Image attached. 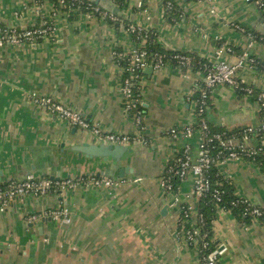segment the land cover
I'll list each match as a JSON object with an SVG mask.
<instances>
[{
    "label": "crops",
    "instance_id": "crops-1",
    "mask_svg": "<svg viewBox=\"0 0 264 264\" xmlns=\"http://www.w3.org/2000/svg\"><path fill=\"white\" fill-rule=\"evenodd\" d=\"M94 1L117 19L154 31L164 49L208 61L227 44L235 53L222 56L232 62L246 50L264 60V18L253 1L172 0L181 11L177 19L169 18L164 0ZM54 10L50 0H0V23L30 27L51 19ZM54 21L57 33L47 40L0 46V183L30 173L55 178L96 174L118 182L99 190L25 197L0 207V264H200L197 246L183 238L190 225L179 221L181 205L190 206L193 215L199 210V199L191 195L193 177L173 188L180 206L173 205L174 197L161 182L185 150L198 159L200 134L188 136L185 129L197 125L196 86L202 73L170 62L157 70L149 65L142 73L139 113L126 112L123 70L113 51L131 53L145 42L137 43L119 26L122 22L84 11L59 12ZM239 75L264 91V71L247 67ZM45 95L79 111L93 126L141 134L143 141L130 145L132 152L118 164L88 157L79 151L83 144L102 141L33 100ZM207 110L213 131L254 126L262 117L254 96L227 85L216 87ZM217 168L235 195L264 207L259 164L229 159ZM56 207L67 212L61 221L28 219ZM213 238L222 251L218 264H264V222L244 225L230 211L219 210Z\"/></svg>",
    "mask_w": 264,
    "mask_h": 264
},
{
    "label": "built area",
    "instance_id": "built-area-1",
    "mask_svg": "<svg viewBox=\"0 0 264 264\" xmlns=\"http://www.w3.org/2000/svg\"><path fill=\"white\" fill-rule=\"evenodd\" d=\"M256 3L264 18V0H250ZM166 8L173 6L172 0H164ZM60 6L70 11L74 5H84L92 15L104 19L118 20L113 14L103 10L98 4L91 0H59ZM54 5V4H53ZM59 15L54 10L51 19H45L39 24L30 27H17L9 24L0 23V46L4 45H24L37 44L43 40H47L57 33V26L54 17ZM168 15V13H167ZM130 34L140 33L143 30L137 25H131L124 28L123 24L119 25ZM139 36L134 39L137 43H144ZM223 53L234 54L235 50L231 45H224L217 52L216 58L202 62L199 57L194 54L180 52L174 54L171 58L176 61L180 67H186V70L192 71L193 67L199 65L197 71L202 73V80L197 84L196 90L199 93L196 126H190L185 129L189 136L193 132L200 134V152L198 159L192 160L188 149L180 154L167 167L162 176V187L166 193H170L174 197L173 205H179V199L174 192L173 178L178 176L181 181L188 176L193 177V186L191 195L198 199L209 190L210 182L206 172L212 165L224 163L229 159H252L261 153L264 155V91L256 90L254 87L245 84L243 78L239 75L242 69L247 67L255 68L258 64V58L250 53L249 50L244 51L238 56L237 60L232 62L223 58ZM113 55L116 63L123 70V77L120 84V92L123 100V107L126 112H138L137 106L140 104L142 71L149 65H153L154 69H160L170 61L164 59L165 56L157 55V60L149 62V54L145 48H135L131 53H124L114 50ZM126 61V65L122 62ZM257 68V67H256ZM194 71V70H193ZM220 85L231 86L246 96H254L261 109L262 117L257 125H244L234 131L227 133L226 131H213L206 119L207 109L210 106L211 95L216 87ZM33 100L42 106L46 111L55 115L71 125H75L85 130H90L96 138L104 143L132 145L143 141L141 134L129 135L115 132H107L98 126H93L86 117L71 106L65 105L53 96L45 95L34 97ZM139 113V112H138ZM173 135L177 133L176 129H172ZM213 149H217V153L213 155ZM118 181L107 176H99L96 174H86L78 176L66 177H37L34 174H27L24 178L9 179L4 183H0V207H8L16 201L25 197H44L48 195L61 196L65 192L76 189L82 190H99L103 187H113ZM218 198V197H217ZM219 199V198H218ZM241 201L246 205L244 216L248 213L251 215L252 223L264 220V207L249 198H242ZM219 210H226L220 208ZM190 206L181 205L179 207V221L190 225L184 232L183 238L189 244L197 246L200 264H218L221 250L219 246L209 249V242L205 240L207 234H201V228L204 225L203 215L197 211L195 215ZM66 210L56 207L42 213H35L28 217L29 220L50 217L57 221L63 220L66 216ZM200 241H202L200 243ZM221 247V246H220Z\"/></svg>",
    "mask_w": 264,
    "mask_h": 264
},
{
    "label": "trees",
    "instance_id": "trees-1",
    "mask_svg": "<svg viewBox=\"0 0 264 264\" xmlns=\"http://www.w3.org/2000/svg\"><path fill=\"white\" fill-rule=\"evenodd\" d=\"M37 2H40L42 0H36ZM55 8L56 12H65L67 10L64 7L60 6L59 0H50ZM90 12L88 9H86L85 4L84 5H74L69 12V15H76L80 12ZM166 12L168 13L169 18L177 19L179 18V14H181V11L176 7L174 1L173 6L168 9L166 8ZM118 21L122 22L124 25V28L129 27L131 25H135L134 23H128L125 22L122 19H118ZM122 23H119L122 24ZM134 36H139V38L144 40V45L142 48H145L148 51L149 56V62H155L157 60V55H163L165 56V61L168 60L170 63L175 64L177 67L181 68L182 70H186V67H180L173 58H171L174 54L180 53L178 51H171L164 49L156 42L155 38V32L152 30H142L141 34L134 33ZM260 37V36H259ZM138 39V40H141ZM264 42V39L262 40ZM141 48V47H140ZM195 55V54H194ZM198 57V56H197ZM200 59V58H199ZM202 62H206V59H201ZM258 64L256 67L262 71H264V60L258 59ZM127 62H122V65H126ZM199 65L196 64V66L193 67L194 71H197L199 69ZM143 73V71H142ZM139 108V105L137 106ZM134 112V111H131ZM240 128V127H239ZM239 128L236 129H220L218 131H226L227 133H234V131H238ZM264 133V132H263ZM213 155L217 153V149H213ZM251 162L257 163L261 166L262 170H264V155L261 153H258L255 158L249 159ZM218 165L214 164L211 166V168L206 172V175L209 178L210 186L209 190H207L202 197L199 198V212L204 217V225L201 228V234L205 233L207 234V238H205L206 241L209 242V249H214V247L217 246V243L215 242V239L213 238V223L217 216V212L220 208L226 209L227 211H230L232 214L235 215L236 219L244 224V225H251L252 224V217L250 214H246L244 216V212L246 211V205L241 201V197L235 195V191L233 188V185L230 181L226 180L223 175L220 173L219 169L217 168ZM179 180H181L178 176L173 178V185L174 189L176 188ZM219 199H218V198ZM260 222H264L263 219L260 220ZM185 227H188V224H184ZM202 241H200L201 243Z\"/></svg>",
    "mask_w": 264,
    "mask_h": 264
},
{
    "label": "water",
    "instance_id": "water-1",
    "mask_svg": "<svg viewBox=\"0 0 264 264\" xmlns=\"http://www.w3.org/2000/svg\"><path fill=\"white\" fill-rule=\"evenodd\" d=\"M107 9L111 12L116 11V8L114 6H107ZM148 68L150 70L154 69L153 65H150V67ZM79 151L85 153L88 157L106 158L107 161L110 160L114 164H118L121 159H124V157L132 152L130 145L108 144L104 142H101L99 144L84 143L83 147Z\"/></svg>",
    "mask_w": 264,
    "mask_h": 264
}]
</instances>
